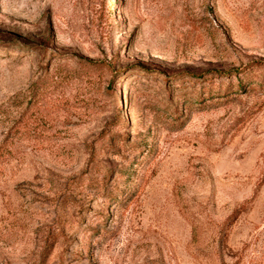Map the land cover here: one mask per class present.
I'll return each instance as SVG.
<instances>
[{
    "label": "rangeland",
    "instance_id": "374dc122",
    "mask_svg": "<svg viewBox=\"0 0 264 264\" xmlns=\"http://www.w3.org/2000/svg\"><path fill=\"white\" fill-rule=\"evenodd\" d=\"M259 60L264 0H0V264H264Z\"/></svg>",
    "mask_w": 264,
    "mask_h": 264
},
{
    "label": "trees",
    "instance_id": "16d2710c",
    "mask_svg": "<svg viewBox=\"0 0 264 264\" xmlns=\"http://www.w3.org/2000/svg\"><path fill=\"white\" fill-rule=\"evenodd\" d=\"M253 66L257 67L258 69H261L260 79L258 81H256L255 83L258 84V86L260 87L261 90H264V60L254 61L252 63V65H250V67H253ZM245 71L246 70H244L242 68L232 70V72L236 75H239L240 73H244ZM241 81H242V79L240 78L238 85L236 86L237 90H242V88H243V84L241 83ZM229 88H230V86H229ZM227 90H229V89H227ZM198 98L197 99L199 102H201V103L204 102V97L198 96ZM174 114H177V111L174 110ZM174 119L177 120L176 115H175Z\"/></svg>",
    "mask_w": 264,
    "mask_h": 264
}]
</instances>
